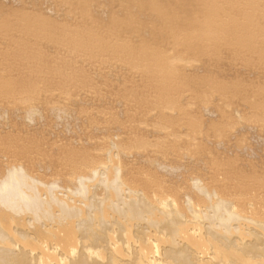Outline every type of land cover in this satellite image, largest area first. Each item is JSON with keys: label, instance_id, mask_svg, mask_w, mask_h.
I'll return each mask as SVG.
<instances>
[{"label": "bare ground", "instance_id": "bare-ground-1", "mask_svg": "<svg viewBox=\"0 0 264 264\" xmlns=\"http://www.w3.org/2000/svg\"><path fill=\"white\" fill-rule=\"evenodd\" d=\"M14 1L9 6L0 4V31L15 26L20 33L8 40L14 59L10 69L20 67L25 76L0 75V95L17 87L21 103L32 94V82L37 80L32 74H57L62 79L74 74L62 71L64 64L48 60L47 43L56 53L61 48L83 55L119 50L147 60L149 71L161 80L179 75L167 59H161L159 49L150 52L143 48L148 46L145 41L132 46L123 40L132 31L143 38L156 37L150 29L141 31L142 23L135 18L140 8H149L154 21L169 26L175 22L185 35L216 41L230 28L228 18L221 20V28L215 25L228 10L213 0H186L183 16L178 17L166 9L168 4L154 0H115L122 3L116 11L112 0L100 2V9H95L99 0ZM200 1V8L193 12L189 3ZM24 2L29 3L27 9ZM238 27L235 24L234 30ZM213 88L232 97L240 92L228 82ZM161 89L167 91V85ZM162 95H157L159 103L179 108L176 101ZM5 105L0 102V107ZM27 109L23 117L27 125L41 118V114L35 116L37 109ZM52 112L64 124L72 117L66 109ZM7 116L3 109L1 123ZM117 116L112 113L107 118L116 127L120 125ZM157 116L168 121L172 117L161 111ZM236 118L243 116L237 113ZM197 124L201 129L207 127L204 122ZM133 127L128 126L129 130ZM113 132V137L102 134L108 137L102 151L96 142L79 146L53 142L49 151L41 150L30 135L24 144L21 136L7 140L10 133L0 132L4 136L0 141V264H264V192H253L264 188V177L258 175L250 184L235 182L234 187L222 183V170L229 173L241 165L227 155L228 169L217 167L218 153L208 144L179 152V145L150 144L143 134L123 137ZM150 146L154 149L149 150ZM90 150L100 151L91 154ZM140 154L145 158L138 160L143 157ZM183 157L192 159L182 163L179 159ZM206 166H214L222 182L209 176Z\"/></svg>", "mask_w": 264, "mask_h": 264}, {"label": "rangeland", "instance_id": "rangeland-1", "mask_svg": "<svg viewBox=\"0 0 264 264\" xmlns=\"http://www.w3.org/2000/svg\"><path fill=\"white\" fill-rule=\"evenodd\" d=\"M156 1L168 4L166 9L177 17L183 16L186 0ZM13 2L0 0V4L6 6ZM100 2L103 0L98 1L95 9H100ZM213 2L228 10L225 18H218L215 25L221 28V20L228 18L230 26L228 33L219 35L216 41L198 35H185L175 22L169 26L165 21H154L149 8L143 7L136 11L135 18L142 23L141 31L150 29L156 33V37L143 38V35L132 31L123 40L129 41L132 46L145 41L148 46L143 48L150 52L159 49L161 59H167L171 69L180 71L179 75L164 77L162 80L158 74L153 75L149 71L151 66L147 60L143 62L136 55H128L119 50H101L83 55L63 48L56 53L55 49L49 47V43L44 44L45 50L49 51L48 60L51 63L57 61L54 64H64L62 71L74 74L67 79L59 78L57 74L48 77L32 74L37 80L32 82L30 98L22 103L18 102L21 101V94L16 91L17 87L10 89L14 92L12 94L7 89L6 93L12 96L5 93L0 95V102L6 103L0 107V113L3 109L8 112L7 120L2 123L0 121V132L10 133L7 140L14 139V135L21 136L24 144L30 135V138L36 139L39 149L48 148L47 151L53 142L65 146L69 142L78 146L96 142L102 151L108 145V137L102 134L110 133L113 137L114 130L118 136L123 137L143 134L150 144L166 147L179 145V152H186L185 148L194 150L196 144L205 143L213 149L215 155L218 153L217 167L228 169L230 161H225L227 155L229 158L236 157L237 165H241L229 173L228 170H222V177L220 172L215 173L217 170L214 166H206L209 176L213 174L219 182L224 178L225 182L222 183L234 187L237 186L235 182L255 183L254 177H264V96L259 92L261 86L264 88V0ZM121 4L112 0L110 5L116 11ZM189 4V8L196 12L201 1ZM23 7L27 9L29 3L24 2ZM250 12L254 13L253 16ZM193 14L196 16L197 13ZM234 23L239 26L236 31ZM17 36L20 33L15 26L0 31V75L21 79L25 76L24 70L20 67L10 69L14 59L10 57L12 50L9 49L8 40H14ZM237 39L242 40L244 45L237 43ZM117 42L121 43V40ZM220 82L239 87L240 92L232 97L223 90L214 89L213 86ZM162 84L167 85V91L162 92ZM160 92L163 94L161 97L176 101L179 108L159 103L157 95ZM130 95L135 98L132 99ZM28 106L38 110L35 116L41 114V118L33 119L29 125L23 120ZM56 108L70 111L72 117L66 120L67 124H64V119L56 118L54 112L51 113ZM159 111L171 115V121L159 118ZM112 113H117L120 119L117 127L107 119ZM237 113L243 116L242 120L236 118ZM187 118L194 120L191 123L193 125L188 123ZM128 119L134 120L129 122ZM198 121L206 123V129H201ZM128 126L134 127L129 130ZM216 128L220 130L216 131ZM2 134L0 141L4 137ZM148 149L154 148L150 146ZM99 151L89 152L95 154ZM150 155L157 154L151 152ZM141 158L145 157L138 160ZM181 159L180 162L187 163L192 157L189 160ZM253 192H264V188H256Z\"/></svg>", "mask_w": 264, "mask_h": 264}]
</instances>
